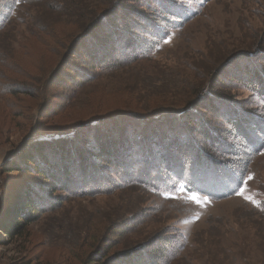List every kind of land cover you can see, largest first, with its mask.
Instances as JSON below:
<instances>
[{
	"label": "rangeland",
	"instance_id": "1",
	"mask_svg": "<svg viewBox=\"0 0 264 264\" xmlns=\"http://www.w3.org/2000/svg\"><path fill=\"white\" fill-rule=\"evenodd\" d=\"M55 1L0 0V12L10 13L0 20V226L15 222L28 183L48 185L25 166V154L42 145L59 156L86 141L93 147L98 135L123 149L117 160L89 159L88 176L74 169L66 189H48L34 222L2 235L0 264H101L97 252L109 257L157 243L172 253L167 264H264V147L238 169L245 175L239 192L213 198L188 191L185 180H159L158 147L141 138L172 122L185 134L198 117L225 132L222 107L264 116L261 92L247 79L264 77V0H160L182 18L159 44L150 21L160 4L125 0V13L109 23L120 39L115 51L96 58L81 51L66 66L49 32L78 21L79 2ZM103 1H89L96 18ZM13 163L22 171L7 170ZM198 163L202 177L207 163ZM208 176L203 185L224 187Z\"/></svg>",
	"mask_w": 264,
	"mask_h": 264
},
{
	"label": "trees",
	"instance_id": "2",
	"mask_svg": "<svg viewBox=\"0 0 264 264\" xmlns=\"http://www.w3.org/2000/svg\"><path fill=\"white\" fill-rule=\"evenodd\" d=\"M58 1H60L61 4L65 2V0ZM89 1L91 0H78V21L74 22L70 20L69 24L64 26V28H54L53 31L49 32V36L56 48H54L53 54L59 55L62 51H65L63 54L64 58L60 64L66 66L69 62L67 57H73L81 51L90 57L95 56L96 58V55L100 54L102 50L112 54L116 49L120 39L116 37V26L109 23L116 21L115 17L119 14L125 13V0H104L102 2L104 6L98 8L102 9L103 12L98 18H96L99 13V11H97L98 9H94L97 12H91L90 8L92 6L89 5ZM153 1V4H160L156 16L154 15V19L150 21L151 26L155 29L153 31H155L154 34L157 37L158 42L156 43L159 44L167 35L163 30L175 27L177 21L182 17L179 12L180 8L174 6V4L160 2V0H158L159 3L156 2L157 0ZM47 2L53 3L56 1L47 0ZM51 11L55 10L52 8ZM56 13H58L57 10ZM63 14L67 15L70 19V12H64ZM130 14L129 11L125 16ZM9 17V12H0V20L4 19L7 22ZM103 25L106 26L103 28L104 36L100 38L101 36H99V33L101 32H99V30ZM129 27L132 26L130 25L128 28ZM153 31L148 32L151 33L150 37L152 38L154 37ZM123 34L127 37L133 35L128 31H124ZM109 35H114L113 42L110 43L113 45L112 50L109 45L110 41H108ZM262 68L263 66L261 69ZM247 79L249 82L248 86L252 88L257 87V89H255L258 93L261 92V98L264 99V77L262 72L255 73ZM235 111L236 110H230L224 107L220 108V116L230 124L229 129L225 130V132H223L224 130L219 132L216 131L205 118L200 119L198 117L196 120L190 122L189 125L192 127L185 129V134L182 130L178 129V125L175 122H172L171 126H167L171 127V129L167 130L160 128L156 132L149 131L148 134L141 137L144 139L143 142L145 146L147 145V148L149 145L158 147V149L149 151L159 154L160 166L162 169L158 173H160L162 175L161 178H163L159 180H164L167 177L165 175L173 176L177 180H185L184 187L188 191L196 193L207 191L208 195L213 198H221L239 192L245 181V175L242 173V170L238 169L246 168L255 152L264 147V116H259L258 114H256L257 116H244L241 112L236 113ZM223 112L224 115L222 116ZM177 119L180 120L181 115ZM147 120L144 121L147 122ZM106 122V120L100 123L94 122L92 126H97ZM145 122L142 123V126H144ZM194 122H198V126H193ZM154 123L156 124V122ZM105 127L106 125L98 126L100 129H104ZM195 127L198 128L196 129ZM224 133L226 134L224 135ZM229 141H231V143H228ZM71 144L73 143L71 142ZM122 149L123 148L118 143L113 141L111 136L100 138L98 135L93 147L90 145L88 146V142L86 141L80 148L71 151L70 153L74 154L75 157L70 153H61V155L55 156V154L53 155L52 153L46 152L42 145L34 149V154H25L23 159L26 163L25 166L33 169L36 173V179L42 178L48 185H43V183H38L41 186L37 183L36 185L27 184L24 195L22 196V204L14 211L15 213H13L17 216L16 220L12 218L15 222L6 226H0V245L4 243L2 235H16L20 232L22 233L30 223L34 222L39 217L40 205L50 193L48 189L54 191L66 189L69 179L73 176L70 173L73 172L74 169L76 172H79V174L77 173L78 176L81 175L80 172L83 173L80 177L83 178L84 176H88L89 171H87V169H89V161H91L89 159L97 160L101 158L102 160L106 159L108 161L117 160L116 157L121 154ZM208 149L214 151L216 156L211 155ZM61 150L64 152V146H62ZM202 152H205V154L202 155ZM226 155H230L233 159H225L224 156ZM199 158L203 159L205 164L207 163L206 171L204 172V174H210L207 179L210 178L211 182L215 181V178L223 180V188L218 185L219 182L217 185H213L209 182H207L208 185H206V183L204 185L202 184L204 181V174L201 177V175H196L195 172V169L201 166L200 163H198ZM183 159L184 163H181L180 161H183ZM7 170L22 171V168L19 167L18 164L13 163L7 166ZM213 170L214 175L212 173ZM86 171L87 173L85 174ZM158 173H153L151 176L157 179ZM207 186H211L213 193H211V190L207 188ZM166 247L165 243H157L148 248L145 246L143 248L139 247L118 252L109 257H105L98 252L94 256L97 257L100 255L101 258L98 259V262L101 264H167L172 253L171 251L168 252L167 249L169 248L167 247L166 249Z\"/></svg>",
	"mask_w": 264,
	"mask_h": 264
}]
</instances>
